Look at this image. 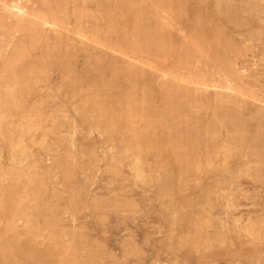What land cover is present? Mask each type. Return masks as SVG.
Listing matches in <instances>:
<instances>
[{
  "label": "rangeland",
  "instance_id": "374dc122",
  "mask_svg": "<svg viewBox=\"0 0 264 264\" xmlns=\"http://www.w3.org/2000/svg\"><path fill=\"white\" fill-rule=\"evenodd\" d=\"M1 1L4 0H0V2ZM97 1L98 2L94 1V3L90 1L91 3L89 2L85 6L84 10L86 11L84 12L83 18H79L78 16V7L76 3H70L69 5L71 6H68L70 12L67 10L69 22L65 25V31L62 29L54 32V34H57L54 35L50 30L48 31L47 28H45L46 32H48L46 35L49 38L46 40L38 39L33 41L32 44H26L25 48L28 47V50L31 51L27 54L28 50H25L23 61L21 60L17 64L22 71L27 70L30 65L33 66L40 62L42 63L43 60H48L49 57L48 61L52 63V67H50L52 69L46 71V73H48H45L41 77L42 79L39 78L34 80L35 82H32L33 84L15 86L13 78L9 76L10 73L6 72L4 68H1V64L13 54L15 46L26 41L24 38L27 35L22 32L15 33L14 31V33L9 32L5 34L4 31L0 29V56L2 55L0 57V70H2V76H4H0V91L2 90L1 92L3 93L0 92V96L4 95L10 99L11 103L9 105V110H12V112H7L8 119L6 117L3 119L5 125H9H6V130L4 131L6 132L7 129H9L12 132L7 134L3 132V128L0 129V176H4L3 180L6 179L3 185H17L18 187L16 188L14 186L15 189L13 191L18 192L17 189L20 191V193H14V195L17 194L16 197L13 195V198H18L17 201L11 198L7 206L6 203H4V205L8 207V204L14 201V203L10 204V207H15V205L19 207L20 202L23 206H25V204L27 207L29 206L28 208L25 206L26 208L24 209L20 206L21 211L20 207L17 210L16 208L13 209L14 207H8L10 210L7 208L8 211L5 210L2 214L1 218L4 220L2 221L0 218V250H4V252L1 251L0 254L3 252L4 255H1L0 258L4 260V263L14 258L12 259L13 261L10 260L9 264H37V258L39 257L36 256H40L39 250H43L40 252H44L43 255L46 254L48 259H45L47 257L44 258V261L41 259V261L38 262L40 264H260V261L261 264H263L259 254L264 255V250L262 251V248H264V159L258 157V155L262 153L264 156V137L260 134V132L263 131L261 133L264 136V0H228L233 11L238 15L240 20L238 24L232 21L230 22L228 19L226 20L225 9L220 6V0H111L112 2H109L113 7L116 5L118 7L120 6V9L124 4L127 7H133L136 6V4L140 6L142 3V6H145V12L148 11L147 13L151 18H158L159 24L167 27L166 30L168 29V33L174 37L176 48L182 44L191 42L195 23L200 17L205 21L204 26L210 33H208L209 39H211L212 42L214 41L212 36L220 30L223 31L225 39L232 44L233 52L230 55V60L237 76L229 78L230 80L232 79V82H230L247 95L242 97H244L248 107L246 103L241 105L249 108H245V110L240 109L241 112H239L238 115H240L241 120L237 122L234 121L235 125L230 124V126L228 122L234 119L239 108L229 103L222 104L218 102L215 98V91L219 89L210 87L206 91L207 93L204 94L203 90H199L198 86L193 84L196 73H201L203 70V73L205 72L204 74L210 78L219 79L218 76L216 77V73L218 72L216 68L217 60L214 56L212 57V54L208 51L211 46L216 45V41L213 42L214 45L211 42V44L209 43L210 46H207L206 53L210 55H205L204 64H202V61L198 63L195 57L188 61L187 65L186 63H177L175 55H173V49L175 47L169 45L167 48L170 52V57H166L167 59L156 57V55L145 52L142 54L131 48V50H128L127 43L119 41L125 28L124 31L110 32L106 18H103L106 17V13L104 7L101 6L102 1ZM106 2L108 3V1ZM25 3L34 9L32 11H35L38 10L43 0H26ZM125 5L123 7H125ZM101 7L103 8L101 9ZM3 8L8 9L9 7L7 4L1 2L0 17L3 16V11L1 10ZM73 8L74 10L76 9L75 13H73ZM147 8L148 10H146ZM129 15L130 14L122 15L121 19L123 21H126L125 19L129 20L131 18V15ZM96 16L100 19L99 21H96ZM70 19L72 20L70 21ZM8 20L11 21L12 19H6L4 22L8 24L10 22ZM13 20L17 21L19 19L14 18ZM78 26L84 27L83 30L81 27L79 29L85 32L84 35H86V39L78 37L76 33L75 36L73 35V30H77ZM105 27H107L106 30ZM58 33L65 37L62 38ZM106 33L108 34L106 35ZM23 35H25V37ZM51 36H53V38ZM95 38H97V41L100 39L96 42L97 44L105 43L108 45L110 43L109 46L111 47V45H114L112 46L114 49L109 46L110 49L108 47H103V45L97 47L94 42L96 41ZM20 40L23 41L18 42ZM101 40L104 41L100 42ZM116 41L120 42L117 48L115 47L116 43H118ZM32 45H34V47H32ZM43 47L47 48L43 49ZM124 47H126L127 51L124 50ZM119 48L120 51H118ZM50 49L51 51H49ZM43 51H45V54ZM49 52H51L50 55ZM124 53H126V55ZM137 56H142L141 58L143 59L140 61L141 58H137ZM64 59L68 60H65V64H63ZM47 60L46 62H48ZM32 61L33 63H31ZM111 63H114V66H112ZM164 63L166 65H164ZM157 65H160L161 71L166 72L164 77L161 76V72L158 69L159 66ZM61 66H63V68H60ZM69 66H71L69 68L70 70L67 69ZM115 66H117L118 68H116L120 71L128 66V68L137 69V71L141 73L138 79L140 85L139 97L144 95H151L154 97V106L158 110L159 108L163 109L165 105L162 100L164 97L162 95L164 93L163 89L166 87L165 84H174L191 91V98L188 97L183 99L182 105H193L191 107L195 113L189 112L191 115H189V113H183L186 119L181 128L189 131L187 138H189V144L194 147L193 150L195 153L203 157L206 156L208 152L206 148H198L196 141L199 139L207 141L209 150L212 148L209 152L213 150V153L211 152L213 158L211 159L212 165L209 166L205 163L202 164L200 168L196 169V178L195 174L193 175L194 177L192 176L190 178L192 182L189 181L190 183L185 185L181 184L180 186L179 178H177L180 168V162H178L177 158L182 156L181 153L187 151V149L178 144L173 149L169 147L171 143L169 140L173 136L171 134H176L174 130H169L172 124H176V122L174 123L171 121L172 119L168 120L169 124L166 123L164 128L158 127V129L155 130L156 135H161L166 132L164 134L166 135L165 139L170 137L168 140H165V144L161 147H158L156 144L150 145L148 148L144 149L145 151L143 155H141L142 160H144L143 158L145 157L143 166L146 168H143L146 170L143 171V179L137 177V171L135 169V165L138 164L137 159L143 148L136 145V138L133 136V133L130 136L128 135L129 137L117 134L109 139L108 137L110 136L107 134L105 135L103 131H101L103 129L95 128L98 119L96 115V118L93 116L90 108H87L90 107V105L88 106L86 101H93L90 99H94V96H96L99 100L94 99V102H100L101 86L97 84H99L98 82H110L115 77L116 73H118L117 71H113L117 70ZM20 68L18 69L21 70ZM119 74L120 79L122 78V80H120V91L128 93L130 91L128 88L129 84L124 83L126 78L123 80L125 76L122 77L125 73L119 72L118 75ZM97 76L99 79L97 80L98 82H96ZM100 76L103 77V79H101ZM189 77L193 78V82L191 81L192 83L189 82L191 80L188 79ZM40 79L41 81H39ZM21 89L24 95L20 94L22 93ZM143 91H147V94H143ZM12 92L15 94H12ZM31 92L34 93L32 94ZM226 94L232 97H239L238 93L235 92H226ZM205 95H207V97ZM88 96L89 99L86 100ZM204 97L207 101L203 100ZM196 98L198 99L196 100ZM199 98L201 99L199 100ZM115 100V97L109 99V103H111L110 106L119 107V105L113 102ZM191 100L194 101L192 102ZM197 101L199 103H197ZM85 106L86 108L84 110L83 108ZM107 106L109 105L107 104ZM82 109L84 112H82ZM87 110L89 112H87ZM102 120H104V118ZM144 120L145 121H136V126L141 127L145 124L157 125L156 119L147 117ZM242 121L243 123L245 122L246 125L244 123L243 126ZM140 122L141 124H139ZM99 123H102L101 119ZM174 126L173 129H176L177 126ZM54 130L56 132H54ZM170 131H173V133L170 134ZM241 132L242 134L244 133L245 139L246 137L248 138V140H245L243 143H246V141H250V143L247 142L248 144L242 145V147H244L243 149L241 146L236 147L239 148L236 150V145H234L236 143L233 139L241 134ZM190 133L193 134L191 135ZM2 134L5 135L3 136ZM256 134H259L258 137H262L261 139L263 140L256 138ZM7 136L9 138H7ZM115 137L117 139H115L114 142L113 138ZM130 137L133 141H130ZM153 141V143H155L154 135ZM125 142L127 145L130 144L131 147H133L131 152L126 153L127 155L124 153L123 149L127 146ZM169 149L172 153L168 151ZM214 150L216 152H214ZM256 150L259 151L258 155L255 153ZM16 151H18V153H16ZM133 151H136L137 155ZM14 153L17 157L12 155ZM172 155L175 160L172 159ZM18 160L19 162H17ZM9 170L12 171L11 173H14L12 176ZM14 170H17V172ZM18 173L21 175L17 176L16 174ZM160 173L161 175H163V173L171 175L173 180L176 177L175 179H177L178 182L176 181L174 183H177L176 186L178 187L174 185L172 189H181L180 195L176 194L175 197L172 198L176 191L172 193V189V191H169L171 192L170 194L168 192L164 195L161 193L162 191L159 189V184H156L154 180L156 177L161 176ZM13 177L14 180L12 179ZM27 183H29V185ZM8 185L7 187H10ZM27 187L28 189H33L27 191ZM33 192L34 195L32 194ZM160 194H162L163 197ZM1 195L5 197L3 194ZM170 195L172 196L170 197ZM176 199H178L177 202ZM181 201L184 203L180 207ZM188 203L192 204L189 205ZM169 206H171V209H173L172 206H174V211L170 210ZM47 208L49 209L43 211ZM13 211H15V213ZM16 211L17 213L20 211V213L16 214ZM176 211H179L178 213L180 216ZM43 212H50L52 216H50L49 213V215L47 214L49 217L47 218V216H45L44 218ZM181 213L190 215L188 219L190 218L192 222L187 223L181 221V219L183 220ZM32 214L36 215L32 217ZM38 214H42L43 217H39ZM6 215L9 217L7 218ZM51 217L52 221L49 219ZM33 218L36 219L34 220ZM45 219H49V221ZM211 220L212 224L201 231L200 239L197 238L199 234L197 233L195 223L198 221L208 222ZM44 222H46V225H44ZM57 222L60 224L58 229L56 227V225H58ZM10 225L15 229L12 230L13 232L17 231L14 233L9 231ZM47 227L48 229H44ZM246 227H254L257 232L251 235L245 229ZM50 229L52 231L56 229V231L51 233ZM9 232L12 234L10 235ZM16 233L17 235L15 236ZM193 233L194 235H192ZM75 234L83 236H80V239L76 238L74 236ZM189 235L195 237L199 243L202 240L199 245L200 248L194 252L184 243L192 237ZM55 236L58 237V240L55 239ZM193 237L191 240L195 239ZM18 239L21 242H17ZM27 239L30 242H28V244H32L31 246L29 245V247L32 248V246H34L35 248L33 247V250L29 249V247L25 248L24 256L19 258L17 255H14V253H17L15 248L11 251V249H13L11 245L15 244L16 246V243H19L17 244L18 246H25ZM10 241L13 244H8ZM59 242L63 250L59 246ZM37 245L38 247L36 248ZM3 246H7L6 248L9 249L7 250ZM48 247H50L49 251H47L49 249ZM78 248H80L81 251ZM27 249L34 254L39 253V255H34ZM250 249L252 252H248L251 251ZM254 251H258L259 254L253 253ZM26 252L31 255L30 259L32 256L36 258H32L33 260L25 259V255L27 258L29 256ZM48 252L50 256L47 254ZM70 253H74V256L78 257L77 259H79V262L73 257V254L71 255ZM62 254H64V256ZM6 255H9V257H6ZM63 258L70 259L67 260ZM16 259L21 260L18 261ZM3 260L0 261V264H4ZM92 260L94 261L91 263ZM42 261L43 263H41Z\"/></svg>",
  "mask_w": 264,
  "mask_h": 264
},
{
  "label": "bare ground",
  "instance_id": "6f19581e",
  "mask_svg": "<svg viewBox=\"0 0 264 264\" xmlns=\"http://www.w3.org/2000/svg\"><path fill=\"white\" fill-rule=\"evenodd\" d=\"M25 1L26 0H4V1H1V2H3L4 4H7V6L9 7L8 9H5V8H3V9H1L2 11H3V16L2 17H0V29H2L3 31H4V33L5 34H7V33H9V32H22L23 34L25 33L27 36L25 37V35H23L24 37V40L26 39V41H18V42H22L21 44H18V45H16L15 46V49H14V52H13V54L11 55V57L9 58V59H7L6 61H4V63H2L1 64V68H4V70L6 71V72H9L10 73V75L9 76H11V78H13V81H14V85L16 86V85H29L30 83H34L35 81L34 80H37V79H39V78H41L45 73H46V71H48L49 69H52V68H50V67H52V63H50L48 60H49V58H48V62H46V60L44 61H42V63L39 61V60H37V61H39L40 63H38L37 61V63L38 64H36V65H33V66H31L30 65V63H29V67L27 68V70H23L22 71V69L17 65L18 64V62L19 61H21L22 59H23V56H24V54H25V50H28V47H26L25 48V46H26V44L28 45V44H32L33 43V41H36V40H38V39H44V40H46L47 38H49L47 35H46V33H48V32H46V29L45 28H47V30L49 31H51L53 34H54V32H57V31H60V30H62L63 29V31H65L64 29H66L65 27V25L69 22L68 20H69V18H68V14H67V10L68 9H70L68 6H71V5H69L70 3H73V2H75L76 3V5H77V7H78V11H77V13H78V16H79V18H83V15H84V12L86 11V10H84L85 9V6L90 2V1H92L93 3H94V1H96V2H98L97 0H43V3L41 4V3H39V4H41L40 6H39V8H38V10H35V11H32V10H34V9H32L31 7H29L26 3L28 2H26L25 3ZM39 1V0H38ZM42 1V0H41ZM102 1V5L101 6H103L104 7V9H105V13H106V17H103V18H106V22H107V26H108V29H109V31L110 32H116V31H121V30H123L124 31V28H125V31L123 32V35H122V37H120L119 38V41H123V43H127V47L129 48L128 50H131V49H134V51L135 50H137V52H139V53H149V54H151V55H156V57H163V58H166V57H168L169 55H170V52H169V50H168V48H167V46L169 45V46H172V47H175V41H174V37L173 36H171L169 33H168V29L166 30V26H164V25H160L159 24V19L158 18H151L149 15H148V11H146L145 12V6H142L143 4L141 3V5L139 6H137V4H136V6H133V7H127L125 4V7H123L124 5H122L121 7V9H120V6L118 7L117 5L115 6V7H113L111 4H109V2H112V1H114V0H101ZM100 0H99V2H101ZM106 1H108V3L106 2ZM116 1V0H115ZM124 1V0H123ZM160 1V0H159ZM0 2V3H1ZM132 2V1H131ZM91 3V2H90ZM119 3V2H118ZM38 4V5H39ZM100 4V3H99ZM113 4V3H112ZM163 4H164V2H163ZM91 5V4H90ZM130 5V4H129ZM135 5V4H134ZM89 6V5H88ZM94 6V5H93ZM220 6L221 7H223L224 9H225V13H226V15H225V18H226V20L228 19V21H232V22H234V23H236V24H238L239 22H240V20H239V18H238V15L233 11V9H232V7L230 6V4H229V2H228V0H220ZM73 7H74V4H73ZM91 8H93L92 6H90ZM103 7H101V9L103 8ZM176 7V6H175ZM187 7V6H186ZM213 7V6H212ZM31 8V9H30ZM97 9H99L98 7H96ZM95 8V9H96ZM72 9V8H71ZM160 9V8H159ZM76 10V9H75ZM75 10H74V8H73V13H75ZM89 10V9H88ZM146 10H148V8L146 9ZM32 11V12H31ZM69 12H70V10H68ZM91 11V10H90ZM159 11V10H158ZM175 11V10H174ZM68 12V13H69ZM177 12H179V11H177ZM92 13V12H91ZM88 14V13H87ZM86 14V15H87ZM127 14H130L131 15V18L129 19V20H127V19H125L126 21H123L121 18H122V15L124 16V15H127ZM208 14V13H207ZM2 15V14H1ZM95 15V14H94ZM129 15V16H130ZM157 15H160V14H157ZM178 15V14H177ZM71 16V15H70ZM179 16V15H178ZM205 16V15H204ZM76 17V16H75ZM86 17V16H85ZM90 17V16H89ZM88 17V18H89ZM95 17V16H94ZM128 17V16H127ZM160 17V16H159ZM14 18H18L19 20H17V21H15V20H13ZM73 18H74V16H73ZM96 18H97V16H96ZM95 18V19H96ZM103 18H101V19H103ZM170 18V17H169ZM212 18V17H211ZM6 19H12L11 21L13 22H11L10 20H8V21H10L8 24H6L5 22H4V20H6ZM163 19V18H162ZM213 19V18H212ZM72 19H70V21H71ZM85 20V19H84ZM93 20V19H92ZM100 19L99 18H97V20L96 21H99ZM173 20V19H172ZM249 20V19H248ZM254 20V19H253ZM74 21V20H73ZM78 21V20H77ZM80 21V20H79ZM82 21V20H81ZM102 21H104V20H102ZM188 21V20H187ZM169 23V22H168ZM167 23V24H168ZM74 24V23H73ZM80 24V23H79ZM99 24V23H98ZM106 24V23H105ZM104 24V25H105ZM165 24V23H164ZM77 25V24H76ZM81 25V24H80ZM166 25V24H165ZM169 25V24H168ZM167 25V26H168ZM205 25V21H204V19L203 18H198V20L196 21V23H195V26H194V34H193V37L191 38V42H188V43H185V44H182V45H178L179 47L178 48H174L173 50H174V54L173 55H175V58H176V60H177V63H179V64H184V63H186V65L188 64V61H190L191 59H193V57H195V59H197V61H198V63H201V61H202V64H204L203 62H204V57H205V55L207 54L206 52H207V46L209 45V43L211 44V42H212V40L211 39H209V32L207 31V29H206V27L204 26ZM81 26H83V25H81ZM81 26H78V28H77V30L81 27ZM192 26V25H191ZM71 27V26H70ZM70 27H69V29H70ZM73 27V26H72ZM238 27V26H237ZM74 28V27H73ZM82 28V27H81ZM84 28V27H83ZM83 28H82V30H83ZM104 28V27H103ZM106 28L107 27H105V30H106ZM76 29V28H75ZM218 29V28H217ZM227 29V28H226ZM73 30L72 32L74 33H72L74 36H75V33H76V35L78 36V37H82V38H84V39H86L87 37H86V35H84L85 34V32H83L82 30ZM129 30H130V32H129ZM75 31H77V32H75ZM13 32V33H14ZM62 32V31H61ZM66 32H67V30H66ZM68 32H69V30H68ZM107 32V31H106ZM170 32V31H169ZM3 33V32H2ZM71 33V32H70ZM69 33V34H70ZM101 33V32H100ZM209 33V34H208ZM56 34V33H55ZM54 34V35H55ZM59 35H60V33H58ZM63 34V33H62ZM108 33H106V35H107ZM226 34V33H225ZM4 35V34H3ZM49 35V34H48ZM57 35V34H56ZM66 35V34H65ZM73 35H71V36H73ZM98 35V34H97ZM115 35H117V34H115ZM119 36H121L120 34H118ZM227 35V34H226ZM234 35V34H233ZM61 36V35H60ZM105 36V35H104ZM213 36H215V37H213ZM212 36V38H214V41L213 42H215L216 41V45L215 46H211V48L208 50L209 52H210V54H212V57L214 56V58L217 60L216 61V63H217V65H216V68L218 69V72L216 73V77L218 76L219 77V79H216V78H210L209 76H207V75H205L204 73H203V71L201 72V73H196V75L194 76V82L192 81L193 80V78H188V79H191L189 82H193V84L194 85H197L198 86V88H199V90H203V93L205 94V93H207L206 91L208 90V88H210V87H213L214 89H219V90H216L215 92V98L217 99V101L218 102H220V103H229V104H232L233 106H236V107H238L239 108V110L237 111L238 113H236L237 115L234 117V119H232L231 121H229L227 124L230 126V124L231 125H235V123H234V121L235 122H237L238 120H241L240 119V115H238L239 114V112H241L240 111V109L242 110H245V108L246 109H249V108H247L248 107V104H247V102L244 100V97H242V96H247L246 94H244L242 91H240L238 88H237V86L235 87L233 84H231V80L229 79V78H232L233 76H236V71L234 70V68H233V65H232V62H231V60H230V55H231V53L233 52V48H232V44H230L226 39H225V36H224V34H223V31H218V32H216V34L215 35H213ZM230 36V35H229ZM7 37V36H6ZM28 37H29V40H28ZM52 38H53V36H51ZM59 37V36H58ZM62 38L63 37H65V36H61ZM68 37V36H67ZM100 37V36H99ZM107 37V36H106ZM116 37H118V36H116ZM19 38H20V36H19ZM52 38H51V40H52ZM61 38V39H62ZM98 38V37H97ZM97 38H95V40L96 41H94L95 43L96 42H98L97 41ZM18 39V38H17ZM60 39V40H61ZM89 39V38H88ZM103 39V38H102ZM118 39V38H117ZM56 40H58V39H56ZM55 40V41H56ZM64 40V39H63ZM211 40V41H210ZM230 40V39H229ZM15 41H16V39H15ZM55 41H53L54 43H56ZM102 41H104V40H101L100 42H102ZM106 41V40H105ZM111 41V40H110ZM47 42V41H46ZM63 42V41H62ZM61 42V43H62ZM94 42H92V43H94ZM114 42V41H113ZM116 42H118V41H116ZM212 42V43H213ZM16 43V42H15ZM53 43V44H54ZM107 43V42H106ZM109 43V42H108ZM119 43L120 42H118V43H116V45H115V47L117 48V45H119ZM59 44V43H58ZM57 44V45H58ZM110 44V43H109ZM109 44L107 45V44H103V43H96V45H97V47H99V46H101V45H103V47H108L109 46ZM207 44V45H206ZM95 45V44H94ZM106 45V46H105ZM123 45V44H122ZM213 45H214V43H213ZM42 46V45H41ZM48 46V45H47ZM51 46V45H50ZM112 46H114V45H111V47ZM210 46V45H209ZM30 47V46H29ZM32 47H34V45H32ZM31 47V48H32ZM39 47V46H38ZM110 47V46H109ZM108 47V48H109ZM110 47V48H111ZM239 47H240V45H239ZM44 48H47V47H43V49ZM49 48V47H48ZM109 48V49H110ZM113 48V47H112ZM125 48V49H124ZM124 48H122V49H124L125 51H127V49H126V47H124ZM131 48V49H130ZM42 49V50H43ZM96 49V48H95ZM114 49V48H113ZM37 50V49H36ZM171 50V49H170ZM29 51H31V50H28V53L27 54H29ZM49 51H51V49L49 50ZM89 51V50H88ZM118 51H120V48L118 49ZM121 51H123V50H121ZM133 51V50H132ZM172 51V50H171ZM47 52H48V49H47ZM130 52V51H129ZM136 52V53H137ZM208 52V53H209ZM43 53L45 54V51H43ZM50 53L51 52H49V55H50ZM48 54V53H47ZM61 54V53H60ZM59 54V55H60ZM66 54H68V53H66ZM125 55H126V53H124ZM141 54V55H142ZM210 54H207V55H210ZM62 55V54H61ZM60 55V56H61ZM136 55V54H135ZM2 56V55H1ZM0 56V57H1ZM43 56V55H42ZM67 56V55H66ZM47 57V56H46ZM56 57V56H55ZM105 57V56H104ZM142 56H137V58H141ZM154 57V56H153ZM170 57V56H169ZM192 57V58H191ZM207 57V56H206ZM208 57H210V56H208ZM27 58H28V56H27ZM41 58V57H40ZM61 58H63V57H61ZM66 58V57H65ZM136 58V59H137ZM68 59V58H67ZM105 59V58H104ZM143 58H141L140 59V61L142 60ZM158 59V58H157ZM160 59V58H159ZM167 59V58H166ZM58 60V59H57ZM65 60L66 59H64V61H63V64H65ZM68 60H70V59H68ZM68 60H66V61H68ZM23 61V60H22ZM55 61H56V59H55ZM54 61V62H55ZM101 61H103V60H101ZM35 62V63H36ZM74 62V61H73ZM104 62V61H103ZM22 63V62H21ZM31 63H33V61L31 62ZM56 64V63H55ZM54 64V65H55ZM112 64V66H114V63H111ZM21 65V64H20ZM24 65V64H23ZM164 65H166L165 63H164ZM3 66V67H2ZM25 66V65H24ZM59 66V65H58ZM66 66V65H65ZM157 66H159V70H160V65H157ZM192 66V65H191ZM54 67V66H53ZM71 66H69L67 69H69ZM117 66H115V68H116ZM131 67V66H130ZM206 67H207V65H206ZM18 68H20L21 70H19ZM60 68H63V66H61ZM65 68V67H64ZM118 68V67H117ZM116 68V69H117ZM126 68V67H125ZM125 68H123V70L122 71H120V70H113V71H117L118 73L119 72H122V73H125V75H123L122 77H124L123 78V80H124V83H128L129 84V89H130V91L128 92V93H123V91H120V85H121V81L120 80H122V78L120 79V74L118 75V73H116V75H115V77L110 81V82H108L107 81V83H100V82H98L97 80H99L98 79V76H97V78H96V82H98L99 84H97L98 86L100 85L101 86V91H100V102H94V99L95 100H99L98 98H96V96H92L94 99H90V100H93V101H89V100H87V99H89V96L88 97H86V102L88 103V106L90 105V107H87V108H90V110H91V113H93V116H97V119H98V121H97V123L95 124L96 125V129H103V130H101V131H103V133L106 135H108V136H110V137H108L109 139L111 138V137H113V136H115V135H117V134H122V135H124V136H130L132 133H133V136L136 138V145L137 146H140V147H142L143 149H141V152H140V155H139V158L137 159L138 160V164L137 165H135V169H136V171H137V177L139 178V179H143V171H146V170H144V169H146V168H144V166H143V163H144V160H145V157L143 158L144 160H142L141 159V155H143V153H144V149H146V148H148L150 145H154V144H156L158 147H161L162 145H164L165 144V140L167 139H165V137H166V135H164V134H155V130L156 129H158V127H165L166 126V123L167 124H169L168 123V120L170 119H172L171 121H173L174 123L176 122V124H172V127L169 129V130H174L175 131V135L174 134H171V133H173V131H170V134L171 135H173L172 136V138H170V140L169 141H171V143H170V148L171 149H173L174 147H176V145L178 144V145H180V146H184V148L185 149H187V151H184V152H182V153H184V154H182L181 153V155L182 156H180L179 158H177L178 159V162H180V168H179V170H178V177L177 178H179L178 180H179V184H180V186H181V184L182 185H185V184H187V183H190V182H192V181H190V178L195 174V178H196V173H195V170L196 169H198V168H200L201 167V165L202 164H205V163H207L209 166H211L212 164H211V159H213L212 158V154H211V152L213 151H211V152H209L210 150H209V147L207 146V141H204L203 139L202 140H197L196 141V145L198 146V148H206V150L208 149V152H207V155L206 156H201L200 154H198V153H195L194 152V147L192 146V145H190L189 144V138H187V134L189 133V131H187V130H183L182 128H181V126H183L184 125V122H185V116L183 115V113H192V112H194V110L192 109V107L191 106H193V105H191V106H185V105H182V101H183V99H185V98H188V97H190V96H192L191 95V91L189 90V89H186V88H182L181 86L179 87V86H176V85H174V84H165V88L163 89L164 90V93L162 94L164 97H163V102H164V107H163V109H160L159 108V110L158 109H156V107L154 106L155 105V101H154V97H152L151 95H144V96H142V97H139V83H138V79H139V76H140V72H138L137 71V69H133V68H128V66H127V68L125 69ZM162 68H163V66H162ZM161 68V69H162ZM212 68H213V66H212ZM23 69H24V67H23ZM120 69V68H119ZM155 69H157V68H155ZM154 69V70H155ZM157 69V70H158ZM164 69V68H163ZM178 69V68H177ZM182 69V68H181ZM186 69H187V67H186ZM191 69V68H190ZM217 69H215V70H217ZM64 70V69H63ZM70 70V69H69ZM68 70V71H69ZM158 70V71H159ZM198 70H202V69H198ZM215 70H213V71H215ZM4 71V72H5ZM95 71V70H94ZM156 71V70H155ZM190 71V70H189ZM196 71H197V69H196ZM207 71V70H206ZM0 72L2 73H0L1 75L0 76H2L3 75V72H2V70H0ZM70 72V71H69ZM160 72H161V76L162 77H164L165 76V71H161L160 70ZM212 72V71H211ZM48 73V72H47ZM46 73V74H47ZM94 73V72H93ZM114 73V72H113ZM193 73V72H192ZM194 73H195V71H194ZM193 73V74H194ZM115 74V73H114ZM113 74V75H114ZM189 74V73H188ZM122 75V74H121ZM143 75V74H142ZM92 76V75H91ZM2 77H4V76H2ZM8 77V76H7ZM101 77V76H100ZM213 77H215V76H213ZM237 77V76H236ZM142 78V77H141ZM42 79V78H41ZM41 79L39 80V81H41ZM44 79H45V77H44ZM92 79V78H91ZM101 79H103V77H101ZM235 79V78H234ZM93 80H94V78H93ZM92 80V81H93ZM47 81V80H46ZM231 81V82H230ZM1 82V81H0ZM37 82V81H36ZM95 82V81H94ZM103 82V81H102ZM143 82V81H142ZM191 82V83H192ZM32 83V84H33ZM40 83V82H39ZM11 84V83H10ZM9 84V85H10ZM37 84V83H36ZM92 84V83H91ZM123 84V83H122ZM1 85V84H0ZM92 85H94V84H92ZM102 85H103V87H102ZM236 85V84H235ZM12 86V85H11ZM123 86V85H122ZM125 86V85H124ZM128 86V85H127ZM33 87V86H32ZM23 88V87H22ZM29 88V87H28ZM31 88V87H30ZM103 88V89H102ZM122 89V88H121ZM13 90V89H12ZM22 90V89H21ZM34 90V89H33ZM128 90V89H127ZM141 90V89H140ZM2 91V90H1ZM0 91V92H1ZM19 91V90H18ZM36 91V90H35ZM54 91V90H53ZM149 91V90H148ZM6 92V91H5ZM21 92V91H20ZM19 92V93H20ZM98 92V91H97ZM126 92V91H125ZM159 92V91H158ZM226 92H235V93H238V95H239V97H232V96H230V95H228V94H226ZM2 93V92H1ZM32 93V92H31ZM34 93V92H33ZM32 93V94H33ZM147 94V91L145 92V91H143V94ZM3 94V93H2ZM12 94H15V93H13L12 92ZM20 94H23L24 95V92H23V90H22V93H20ZM95 94V93H94ZM155 94V93H154ZM19 95V94H18ZM153 95V94H152ZM32 96V95H31ZM206 97H207V95H205ZM249 96V95H248ZM250 96H252V95H250ZM111 97H115L116 98V102L115 101H113L114 103H116L117 105H119V107H115V106H110V104L111 103H109V99L111 98ZM252 97H254V96H252ZM15 98V97H14ZM91 98V97H90ZM140 98V99H139ZM159 98V97H158ZM191 98V97H190ZM189 98V99H190ZM240 99V100H238V99ZM251 98V97H250ZM20 99V98H19ZM18 99V101L20 102V100ZM198 98H196V100H197ZM201 98H199V100H200ZM38 100V99H37ZM188 100V99H187ZM203 100H205V97L203 98ZM26 101V100H25ZM40 101V100H39ZM159 101V100H158ZM192 102L194 101V100H191ZM205 101H207V100H205ZM17 102V101H16ZM112 102V103H113ZM191 102V103H192ZM244 102V103H243ZM10 99L7 97V96H0V129H2L3 128V132L4 133H7V134H10L12 131H10L9 129H7V131L5 132L4 130H6V125H8V124H6L5 125V121L3 120L5 117L7 118V112L8 111H10L9 110V105H10ZM21 103V102H20ZM27 103V102H26ZM81 103H82V101H81ZM157 103V102H156ZM187 103V102H186ZM197 103H199L198 101H197ZM204 103H206V102H204ZM247 104L246 106L247 107H245V106H242L241 104ZM18 104V103H17ZM107 104L109 105V106H107ZM240 104V105H239ZM12 105V104H11ZM34 105V104H33ZM161 105V104H160ZM18 106V105H17ZM83 106V105H82ZM242 106V107H241ZM11 107H13V106H11ZM81 108V107H80ZM85 108H86V106L83 108L84 110H85ZM198 108V107H197ZM16 109V108H15ZM82 109V110H83ZM74 110V109H73ZM84 110L82 111V112H84ZM236 110V109H235ZM31 111V110H30ZM10 112H12V110L10 111ZM59 112V111H58ZM87 112H89L88 110H87ZM200 112V111H199ZM245 112V111H244ZM260 112V111H259ZM189 113V115H191ZM195 113V112H194ZM11 114V113H10ZM13 114V113H12ZM89 114V113H88ZM218 114V113H217ZM83 115V114H82ZM85 115H86V113H85ZM90 115V114H89ZM88 115V116H89ZM188 115V116H189ZM263 115V114H262ZM96 116H95V118H96ZM33 117V116H32ZM147 117H149V118H153V119H156V121H157V125H153V124H145V125H143V126H141V127H138V126H136V121H145L144 119L145 118H147ZM56 118V117H55ZM73 118V117H72ZM104 118V120H102ZM8 119V118H7ZM7 119H6V121H7ZM31 119V118H30ZM100 119H101V122L102 123H99V121H100ZM188 119V118H187ZM27 120V119H26ZM70 120V119H69ZM72 120V119H71ZM147 120V119H146ZM93 121V120H92ZM55 122H56V120H55ZM84 122V121H83ZM170 122V121H169ZM173 122H171V123H173ZM31 123H34V122H31ZM57 123H58V121H57ZM89 123V122H88ZM92 123V122H91ZM150 123H152V122H150ZM245 123V122H244ZM244 123H243V121H242V125L244 126ZM94 124V123H93ZM139 124H141V122L139 123ZM247 124H248V122H247ZM21 125V124H20ZM58 125V124H57ZM62 125V124H61ZM71 125V124H70ZM90 125H92V124H90ZM94 125V126H95ZM245 125H246V123H245ZM9 126V125H8ZM59 126V125H58ZM157 126V127H156ZM170 126V125H169ZM168 126V127H169ZM173 126L174 127H176V129H173ZM186 126H188V125H186ZM25 127V126H24ZM39 127V126H38ZM64 127V126H63ZM68 127V126H67ZM78 127V126H77ZM203 127V126H202ZM10 128V127H9ZM14 128V127H13ZM33 128H34V126H33ZM66 128V127H65ZM79 128V127H78ZM87 128V127H86ZM93 128V127H92ZM245 128H246V126H245ZM262 128V127H261ZM39 129H40V127H39ZM56 129V128H55ZM94 129V128H93ZM29 130V129H28ZM190 130V129H189ZM25 131V130H24ZM184 131H185V134H184ZM260 131H261V129H260ZM16 132V131H15ZM54 132H56L55 130H54ZM261 132H263V131H261ZM260 132V134H261V136L262 137H264L263 135H262V133ZM6 134V135H7ZM102 134V133H101ZM191 135L193 134V133H190ZM3 135V134H2ZM5 135V134H4ZM3 135V136H4ZM76 135V134H75ZM104 135V136H105ZM153 135L155 136V143H153L154 141H153ZM257 136H256V138H262V137H258L259 136V134H256ZM128 136V137H129ZM16 137V136H15ZM190 137H192V136H190ZM7 138H9L8 136H7ZM17 138V137H16ZM168 138V139H169ZM114 139V142H115V139H117L116 137L115 138H113ZM120 139V138H119ZM128 139V138H127ZM167 139V140H168ZM64 140V139H63ZM108 140V139H107ZM126 140V139H125ZM245 140H248V138L246 137V139H245V135H244V133L242 134V132H241V134H239L238 136H236V137H234V139H233V141L236 143V144H234V142H233V144L234 145H236L235 146V149L237 150V149H239V148H236V147H242V145H245V144H248V143H250V141L248 142V141H246V143H243V142H245ZM255 140V139H254ZM258 140V139H257ZM261 140H263V139H261ZM120 141V140H119ZM122 141V140H121ZM128 141H129V139H128ZM128 141H126V142H128ZM130 141H133V140H131V137H130ZM108 142V141H107ZM110 142V141H109ZM124 142V141H123ZM125 142V144L127 145V143ZM248 142V143H247ZM252 142V141H251ZM261 142V141H260ZM20 143V142H19ZM111 143V142H110ZM194 144V143H193ZM10 145V144H9ZM110 145V144H109ZM210 145H211V143H210ZM209 145V146H210ZM212 146V145H211ZM92 147V146H91ZM107 147V146H106ZM213 147V146H212ZM215 147H216V145H215ZM67 148V147H66ZM155 148V147H154ZM157 148V147H156ZM244 147H242V149H243ZM124 153L126 154V153H129V152H131L132 150H133V147H131V145L130 144H128L127 146H125L124 148ZM137 149V148H136ZM183 149V148H182ZM214 149V148H213ZM217 149V148H216ZM241 149V148H240ZM16 150V149H15ZM14 150V151H15ZM138 150H139V148H138ZM179 150V149H178ZM181 150V149H180ZM9 151V150H8ZM13 151V150H12ZM12 151H11V153H12ZM24 151V150H23ZM168 151H170V149L168 150ZM174 151V150H173ZM242 151V150H241ZM89 152H92V151H89ZM133 152H135L136 153V155H137V152L136 151H133ZM171 153H172V151H170ZM176 152V151H175ZM197 152V151H196ZM214 152H216L215 150H214ZM16 153H18V151H16ZM146 153V152H145ZM178 153V152H177ZM176 153V154H177ZM213 153V152H212ZM255 153H257V155H258V153H259V151L258 150H256L255 151ZM81 154V153H80ZM133 154V153H132ZM146 154H148V153H146ZM145 154V155H146ZM12 155H15V153L14 154H12ZM78 155V154H77ZM127 155V154H126ZM15 157H17V155H15ZM21 157V156H20ZM123 157V156H122ZM172 157H173V155H172ZM258 157H261L262 159H264V156H263V154L262 153H260V155H258ZM120 158V157H119ZM123 158H125V157H123ZM257 158V157H256ZM22 159V158H21ZM135 159V158H134ZM149 159H150V157H149ZM172 159H174L175 160V158L173 157ZM176 159V160H177ZM171 160V159H170ZM169 160V161H170ZM173 161V160H172ZM255 161H257V160H255ZM17 162H19V160L17 161ZM120 162V161H119ZM60 163V162H59ZM63 163V162H62ZM123 163H124V161H123ZM169 163V162H168ZM175 163V162H174ZM61 164V163H60ZM163 164V163H162ZM167 164V163H166ZM178 164V163H177ZM56 165H57V163H56ZM62 165V164H61ZM169 165V164H168ZM173 165V164H172ZM3 166V165H2ZM69 166V165H68ZM71 166V165H70ZM79 166V165H78ZM149 166V165H148ZM162 166V165H161ZM15 167V166H14ZM115 167H117V166H115ZM171 167V166H170ZM61 168V167H60ZM144 168V169H143ZM167 168V167H166ZM157 169V168H156ZM205 169H206V167H205ZM10 171V170H9ZM15 171V170H14ZM151 171V170H150ZM158 171V170H157ZM201 171V170H200ZM199 171V172H200ZM12 171H10V173H11ZM15 172H17V170L15 171ZM65 172V171H64ZM69 172V171H68ZM68 172H66V173H68ZM87 172V171H86ZM121 172H122V170H121ZM9 174V173H8ZM14 173H11L10 175L12 176ZM146 174V173H145ZM175 174V173H174ZM17 176H20L21 174L20 173H18V174H16ZM160 175H161V173H160ZM176 175V174H175ZM198 175V174H197ZM3 176V175H2ZM15 176V175H14ZM68 176V175H67ZM66 176V177H67ZM169 176H171V175H167L166 173L164 174L163 173V175H161V176H159V177H156L154 180H155V182H156V184H159V189H160V191H162L161 193L164 195V194H166L167 192L170 194L171 192H169L172 188H174L173 186L175 185H177V183H174V182H176L177 181V179H175L174 178V180H173V178H172V176L171 177H169ZM4 177V176H3ZM3 177H1L0 176V218L2 217V214L4 213V211L6 210V211H8V210H10L9 208H13L14 206L13 205H11V206H13V207H10V204L11 203H14V201L13 202H11L10 204H8L9 206V208L8 207H6L7 206V203H9V201H10V199L11 198H13V195H14V193L16 192V191H13L15 188H14V186L17 188L18 186L17 185H13L12 186V184L11 185H8V186H10V187H7V185H3L5 182V180H3ZM115 177V176H114ZM194 177V176H193ZM37 178V177H36ZM71 178V177H70ZM153 178V177H152ZM194 178V179H195ZM13 180H14V177L12 178ZM45 179V178H44ZM120 179V178H119ZM39 180V179H38ZM71 180V179H70ZM153 180V179H152ZM190 181V182H189ZM4 182V183H3ZM14 182V181H13ZM12 182V183H13ZM24 182V181H23ZM154 182V181H153ZM178 182V181H177ZM28 185H29V183H27ZM36 184V183H35ZM21 185V184H20ZM6 186V187H5ZM12 186V187H11ZM179 186V187H180ZM187 186V185H186ZM189 186V185H188ZM30 187V186H29ZM145 187V186H144ZM176 187H178V186H176ZM183 187V186H182ZM181 187V188H182ZM35 188H37V187H35ZM158 188V187H157ZM186 188V187H185ZM31 189H33V188H30V189H28V187H27V191H29V190H31ZM38 189V188H37ZM18 190V192L20 193V191H19V189H17ZM23 190V189H22ZM36 190V189H35ZM173 190V191H172ZM171 191H172V193L176 190H174V189H172ZM180 190L181 189H178V190H176L175 191V194H174V196H172V195H170V197L172 196V198L173 197H175V195L176 194H179L180 195ZM38 191V190H37ZM42 191V190H41ZM157 191V190H156ZM18 192H16V193H18ZM177 192V193H176ZM43 193V192H42ZM1 194H3V196H5V197H2V195ZM31 194V193H30ZM33 195H34V192L32 193ZM162 194H160L161 196H162ZM168 194V195H169ZM16 195L17 194H15L14 196L16 197ZM32 195V196H33ZM38 195V194H37ZM36 196V195H35ZM166 196V195H165ZM13 198L14 200H16L17 201V199L16 198ZM158 197H159V195H158ZM163 197V196H162ZM169 197V196H168ZM167 197V198H168ZM179 197V196H178ZM183 197V196H182ZM29 198H31V197H29ZM196 198V197H195ZM12 199V200H13ZM26 199H28V198H26ZM31 200V199H30ZM177 200L178 199H176V202H177ZM182 200V199H181ZM168 201H169V199H168ZM172 201V200H171ZM195 201V200H194ZM34 202V201H33ZM179 202H180V200H179ZM186 202H188V201H186ZM4 203H6V206L4 205ZM23 203V202H22ZM29 203V202H28ZM84 203V202H83ZM171 203V202H170ZM173 203V202H172ZM184 202H182L181 201V203H180V207H181V205L183 204ZM45 204V203H44ZM50 204V203H49ZM138 204V203H137ZM165 204H167V203H165ZM175 204V203H174ZM173 204V205H174ZM189 204V203H188ZM190 204H192V203H190ZM189 204V205H190ZM19 205L20 206H22L23 207V209L24 208H26L27 206H26V204H25V206H23V204H21V202L19 203ZM177 205H178V203H177ZM176 205V206H177ZM186 205V204H185ZM17 205H15V207L13 208V209H15L16 208V210L17 209H19V207L17 208L16 207ZM175 206V205H174ZM174 206H172L173 207V209L175 208ZM187 206V205H186ZM6 207V208H5ZM29 207V206H28ZM27 207V208H28ZM44 207V206H43ZM46 207V206H45ZM171 206H169V208H170ZM179 207V208H180ZM7 208H8V210H7ZM52 208V207H51ZM12 209V210H13ZM49 208H47V209H44L43 211H45V210H48ZM108 209H110V208H108ZM173 209H171L170 208V210H173ZM32 210V209H31ZM169 210V209H168ZM175 210H177V209H175ZM20 211H21V207H20ZM20 211L18 212V213H20ZM22 211H24V210H22ZM28 211V210H27ZM35 211V210H34ZM36 211H38V210H36ZM42 211V210H41ZM50 211V210H49ZM174 211V210H173ZM181 211H182V209H181ZM180 211V212H181ZM214 211V210H213ZM14 213H15V211H13ZM51 212V211H50ZM50 212H47V213H44V218H45V216H47V214L49 215V213ZM72 212V211H71ZM177 212V211H176ZM179 212V211H178ZM177 212V213H178ZM183 212V211H182ZM200 212V211H199ZM6 213V212H5ZM10 213V212H9ZM8 213V214H9ZM17 213V211H16V214H18ZM39 213H41V212H39ZM61 213V212H60ZM37 214V213H36ZM35 214V215H36ZM46 214V215H45ZM76 214V213H75ZM173 214H174V212H173ZM179 214V213H178ZM213 214V213H212ZM35 215H33L32 214V217L33 216H35ZM181 215H182V217H183V220L181 219V221H183V222H187V223H191L192 221H190V218L188 219V217H190V215H186L185 213H181ZM195 215V214H194ZM7 216V215H6ZM14 216H15V214H14ZM38 216L40 217V216H42V214L40 215V214H38ZM50 216H52L51 215V213H50ZM166 216V215H165ZM179 216H180V214H179ZM9 216H7V218H8ZM43 217V216H42ZM49 216H47V218H48ZM159 217V216H158ZM4 218V217H3ZM6 218V217H5ZM181 218V217H180ZM11 219V218H10ZM34 220L36 219V218H33ZM50 220L52 219V217L51 218H49ZM49 219L47 220V219H45V220H47V221H49ZM56 219V218H55ZM55 219H53V220H55ZM1 220H2V218H1ZM0 220V221H1ZM4 220V219H3ZM2 220V221H3ZM40 220V219H39ZM39 220H37V221H39ZM43 220V219H42ZM10 221V220H9ZM31 221H33V220H31ZM44 221V220H43ZM46 221V222H47ZM52 221V220H51ZM194 221V220H193ZM197 221V220H196ZM41 222V221H40ZM46 222H44V225H46ZM29 223V222H28ZM43 223V222H42ZM41 223V224H42ZM49 223H51V222H49ZM54 223V222H53ZM14 224H15V222H14ZM39 224V223H38ZM57 224H58V222H57ZM212 224V220L211 221H208V222H202V221H198V222H196L195 223V227H196V230H197V233L199 234V237H197V238H201V231H203V229L205 228V227H207L208 225H211ZM49 225V224H48ZM56 225V224H55ZM60 224H58V225H56V227H57V229H58V226H59ZM29 226V225H28ZM32 226V225H31ZM182 226V225H181ZM43 227V226H42ZM53 227V226H52ZM188 227V226H187ZM50 228V227H49ZM190 228V227H189ZM1 229V228H0ZM17 229V228H16ZM44 229H48V227L47 228H44ZM52 229V228H51ZM50 229V232L52 233V232H54V231H56V229H53V231ZM246 230H247V232L248 233H250L251 235H254L255 234V232H257L256 231V229L254 228V227H246L245 228ZM6 230V229H5ZM12 230H15L14 229V227L12 226V225H10V227H9V231H12ZM32 230V229H31ZM170 230V229H169ZM17 231V230H16ZM16 231H14V232H16ZM59 231V230H58ZM13 232V231H12ZM13 232V233H14ZM32 232H33V230H32ZM66 232V231H65ZM184 232V231H183ZM187 232V231H186ZM29 233V232H28ZM36 233V232H35ZM76 233V232H75ZM237 233V232H236ZM9 234L11 235L12 233H10L9 232ZM29 234H31V233H29ZM28 234V235H29ZM34 234V233H33ZM55 234H56V232H55ZM68 234H70V233H68ZM188 234H189V232H188ZM7 235V234H6ZM17 235V233L15 234V236ZM19 235H20V232H19ZM37 235V234H36ZM192 235H194V233L192 234ZM192 235H189V236H192ZM9 236V235H8ZM12 236H14V235H12ZM31 236V235H30ZM72 236H73V232H72ZM76 238H80L81 239V237L80 236H83V235H74ZM193 237V236H192ZM192 237H190V239H188V240H186L184 243L186 244V246H188L190 249H191V251H195V250H197L198 248H200L199 247V245H200V243H201V241H200V243H199V241L195 238V237H193V238H195V239H193V240H191L192 239ZM11 238V237H10ZM50 238V237H49ZM54 238V237H53ZM64 238V237H63ZM62 238V239H63ZM74 238V237H73ZM83 238V237H82ZM232 238H234V237H232ZM7 239V238H6ZM17 239V238H16ZM32 239V238H31ZM36 239V238H35ZM55 239L56 240H58V237L57 236H55ZM54 239V240H55ZM80 239H79V242H80ZM178 239V238H177ZM9 241V240H8ZM11 241H12V239H11ZM8 242V244L10 243V245L11 244H13L12 242ZM14 241V240H13ZM20 240L18 239V241L17 242H19ZM33 241V240H32ZM7 242V241H6ZM21 242V241H20ZM28 239H27V241H26V247L25 246H23V245H20V246H18L17 244H19V243H16V246H15V244L14 245H11V246H13V249H11V251L12 250H14V248L16 249V254L14 253V255H17L19 258H21L22 256H24L23 254L25 253V248H27V247H29V245L31 246L32 244H28ZM75 242H77V241H75ZM15 243V242H14ZM23 243V242H22ZM30 243V242H29ZM62 243V242H61ZM72 243V242H71ZM78 243V242H77ZM85 243V242H84ZM8 244H7V246H8ZM52 244H53V242H52ZM82 244V243H81ZM164 244V243H163ZM4 245H6V244H4ZM62 245V244H61ZM244 245V244H243ZM243 245H242V247H243ZM258 245V244H257ZM6 246V247H7ZM59 246H60V242H59ZM253 246V245H252ZM4 248H6L5 246H3ZM9 247V246H8ZM33 247L34 246H32V248L31 247H29V249H31V250H33ZM38 247V245L36 246V248ZM61 247V246H60ZM83 247V246H82ZM221 247V246H220ZM254 247V246H253ZM262 247V246H261ZM4 248H2V249H4ZM11 248V247H10ZM35 248V247H34ZM49 249L47 250V251H49L50 250V247H48ZM62 248V247H61ZM77 248V247H76ZM81 248V247H80ZM80 248H78L79 250H80ZM0 249H1V245H0ZM7 249V248H6ZM9 249V248H8ZM7 249V250H8ZM240 249V248H239ZM28 250V249H27ZM37 250V249H36ZM62 250H63V248H62ZM76 250V249H75ZM248 250V249H247ZM251 250V249H250ZM258 250H259V248H258ZM261 250V249H260ZM264 250V248H262V251ZM1 251H3L4 252V250H0V253H1ZM10 251V250H9ZM29 252H31L32 254H34L32 251H30V250H28ZM41 250H39V253H40V256L41 255H43V253H41L40 252ZM78 251V250H77ZM81 251V250H80ZM103 251V250H102ZM182 251V250H181ZM218 251V250H217ZM220 251V250H219ZM3 252H2V254H0V257H1V255L3 256L4 254H3ZM7 252V251H6ZM46 252V251H45ZM52 252V251H51ZM248 252H252V250L251 251H248ZM27 253V252H26ZM39 253H37V254H34V255H39ZM63 253V252H62ZM178 253V252H177ZM253 253H255V254H259V252L257 251H254ZM27 254H29V253H27ZM48 255H49V252L47 253ZM56 254V253H55ZM71 255L73 254V257H75L74 256V253H70ZM204 254H205V252H204ZM45 255V256H44ZM43 256H36V257H39V258H37V260H38V262L39 261H41V259H43V261L45 260V259H48V256H46V254H44ZM57 255V254H56ZM63 256H64V254H62ZM70 255V256H71ZM80 255V254H79ZM249 255V254H248ZM260 255V260H262L263 262V264H264V255H261V254H259ZM9 257V255H6V257ZM30 254H29V256H28V258H27V256L25 255V259H30ZM50 256V255H49ZM52 256V255H51ZM181 256V255H180ZM35 256H32V258H36ZM43 257V258H42ZM45 257H47V258H45ZM68 257V256H67ZM96 257V256H95ZM31 258V259H32ZM45 258V259H44ZM54 258V257H53ZM76 259L78 258V257H75ZM2 258H0V261H2L1 260ZM12 259H14V258H11L10 260L11 261H13ZM23 259V258H22ZM24 259V260H25ZM30 259V260H31ZM51 259V258H50ZM63 259H70V258H63ZM62 259V260H63ZM142 259V258H141ZM187 259H189V258H187ZM10 260L7 262L8 264H9V262H10ZM16 260H18V261H20L19 259H16ZM33 260V259H32ZM78 260V262H79V259H77ZM77 260H76V262H77ZM90 260V259H89ZM178 260V259H177ZM5 261H7V260H5ZM35 261V260H34ZM43 261L41 262V263H43ZM46 261H49V260H46ZM51 261H53V260H51ZM57 261V260H56ZM55 261V262H56ZM86 261V260H85ZM94 260H92L91 261V263L93 262ZM29 262H31V261H29ZM35 262H37V261H35ZM37 262V264H40V263H38ZM77 262V263H78ZM181 262V261H180ZM190 262V261H189ZM192 262V261H191ZM235 262V261H234ZM3 263H4V260H3ZM7 263H4V264H7ZM45 263V262H44ZM52 263V262H51ZM65 263H67V262H65ZM74 263V262H73ZM100 263V262H99ZM245 263V262H244ZM2 264V263H1ZM12 264V263H11ZM14 264H16V263H14ZM56 264H58V263H56ZM60 264V263H59ZM83 264V263H82ZM183 264V263H182ZM189 264V263H188ZM260 264H261V261H260Z\"/></svg>",
  "mask_w": 264,
  "mask_h": 264
}]
</instances>
